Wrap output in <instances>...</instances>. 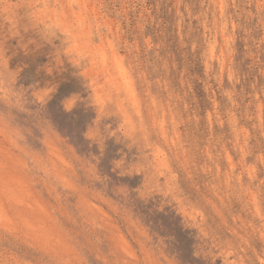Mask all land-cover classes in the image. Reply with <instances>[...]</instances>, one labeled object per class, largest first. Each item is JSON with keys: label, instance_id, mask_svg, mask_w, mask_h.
I'll return each mask as SVG.
<instances>
[{"label": "rangeland", "instance_id": "374dc122", "mask_svg": "<svg viewBox=\"0 0 264 264\" xmlns=\"http://www.w3.org/2000/svg\"><path fill=\"white\" fill-rule=\"evenodd\" d=\"M0 152V264H264V0H0Z\"/></svg>", "mask_w": 264, "mask_h": 264}, {"label": "bare ground", "instance_id": "6f19581e", "mask_svg": "<svg viewBox=\"0 0 264 264\" xmlns=\"http://www.w3.org/2000/svg\"><path fill=\"white\" fill-rule=\"evenodd\" d=\"M219 1H220V0H219ZM237 2H238V1H237ZM218 4H219V3H218ZM211 11H212V10H211ZM79 12H80V11H79ZM73 15H74V14H73ZM258 17H259V16H258ZM211 44H212V43H211ZM213 44H214V43H213ZM113 54H114V53H113ZM114 55H115V54H114ZM114 58H115V57H114ZM103 59H105V57H104ZM92 60H93V59H92ZM116 61H117V62H116ZM114 62H116L117 65L121 66L120 63H121L122 61L120 62V59H117V60L115 59ZM121 64H122V63H121ZM117 65H116V69H118L117 67H119V66H117ZM122 65H123V64H122ZM105 67H106V66H105ZM123 67H124V66H123ZM123 67H122V68H123ZM106 68H107V67H106ZM119 68H120V67H119ZM122 68H121V69H122ZM121 69H120V70H121ZM126 70H127V69L125 68L124 71L126 72ZM214 70H215V69H214ZM122 71H123V70H121L120 73H124V72H122ZM126 73H127V72H126ZM214 73H215V72H214ZM127 74H128V73H127ZM127 74H124V77H125L124 80H126V81L129 80V79L126 78V75H127ZM115 76H116V75H115ZM121 76H123V74H122ZM127 76H128V75H127ZM128 78H129V77H128ZM123 82H124V81H123ZM127 82L130 83L129 81H127ZM124 83H125V82H124ZM126 86H127V84H126ZM128 87H130L129 84H128L127 88H128ZM133 95H134V94H133ZM259 152H260V151H259ZM1 153H3V152H0V170L3 171V170H4L3 167L5 166V164H2V157H5L7 154H6V155L3 154L2 157H1ZM259 154H260V153H259ZM162 155H163V154H162ZM260 155H261V154H260ZM228 158H229V157H228ZM163 159H164V155H163ZM167 167H168V166H167ZM247 169H248V168H247ZM236 172H238V170H237ZM12 178H14V177H12V175H7V176H6V181H7V182L10 181ZM1 189H4V182L1 183ZM7 198H8V197H7ZM26 202H27V201H26ZM37 202H39V201H37ZM27 203H28V202H27ZM30 204H31V203H30ZM38 206H39V205H38ZM5 210H6V209H5ZM24 218H25V217H24ZM26 219H27V218H26ZM9 220H10V219H9ZM48 221H49V220H48ZM261 260H262V259H261Z\"/></svg>", "mask_w": 264, "mask_h": 264}]
</instances>
